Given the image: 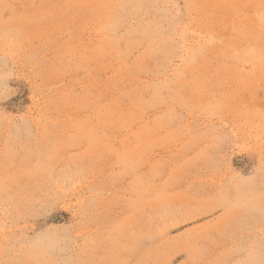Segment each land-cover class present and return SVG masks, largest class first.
<instances>
[{
	"label": "rangeland",
	"instance_id": "374dc122",
	"mask_svg": "<svg viewBox=\"0 0 264 264\" xmlns=\"http://www.w3.org/2000/svg\"><path fill=\"white\" fill-rule=\"evenodd\" d=\"M0 264H264V0H0Z\"/></svg>",
	"mask_w": 264,
	"mask_h": 264
}]
</instances>
